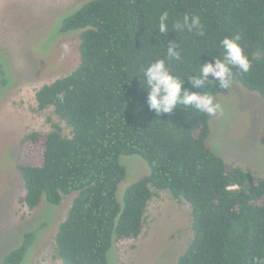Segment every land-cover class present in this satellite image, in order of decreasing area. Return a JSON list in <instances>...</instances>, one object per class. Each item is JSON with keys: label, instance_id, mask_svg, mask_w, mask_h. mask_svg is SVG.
I'll use <instances>...</instances> for the list:
<instances>
[{"label": "trees", "instance_id": "obj_1", "mask_svg": "<svg viewBox=\"0 0 264 264\" xmlns=\"http://www.w3.org/2000/svg\"><path fill=\"white\" fill-rule=\"evenodd\" d=\"M82 1L58 29L80 31L78 66L35 93L37 109L51 107L70 136L57 125L26 134L20 141L25 161L16 164L27 210L43 201L56 207L76 194L55 234L57 258L108 264L114 241L136 239L148 202L168 191L190 206L192 238L176 264H264V178L227 166L207 147L210 116L195 109L149 111L138 77L144 65L165 57L169 41L179 44L173 70L184 77L220 56L223 38L239 35L250 69L234 83L264 100V0ZM163 11L169 13L167 40L157 31ZM185 14L201 18L203 35L172 30ZM183 87H190L187 78ZM204 90L229 92L215 84ZM121 156H139L149 168L126 188L122 204L116 199L126 175ZM34 238L25 233L3 264H21Z\"/></svg>", "mask_w": 264, "mask_h": 264}, {"label": "rangeland", "instance_id": "obj_2", "mask_svg": "<svg viewBox=\"0 0 264 264\" xmlns=\"http://www.w3.org/2000/svg\"><path fill=\"white\" fill-rule=\"evenodd\" d=\"M82 3L0 0V264L27 232H34L35 238L21 264H62L54 238L76 194L56 207L43 201L29 211L20 203L25 189L16 164L26 134H44L57 125L70 136L51 107L37 109L35 93L78 66L80 31L62 34L58 29L61 19ZM215 99L223 111L210 117L207 147L227 166L264 178V100L237 83ZM120 163L126 175L116 199L122 204L126 188L148 175L149 168L139 156H121ZM190 223L188 203L174 200L168 191L158 192L148 202L140 235L115 240L108 264H176L192 238Z\"/></svg>", "mask_w": 264, "mask_h": 264}, {"label": "clouds", "instance_id": "obj_3", "mask_svg": "<svg viewBox=\"0 0 264 264\" xmlns=\"http://www.w3.org/2000/svg\"><path fill=\"white\" fill-rule=\"evenodd\" d=\"M175 32L196 31L203 35L201 18L197 15L185 14L182 19H177L171 24ZM169 13L163 11L158 17V35L164 34L167 40L169 34ZM241 37H225L220 41L223 50L220 56H212L206 63L200 62L192 74L184 77L177 75L173 70V62L181 60L179 44L173 40L165 47V57L154 59L141 69V87L146 91V103L149 111H154L156 116L172 114L176 110L195 109L198 113L207 116L222 114L221 105L216 102L215 96L204 89L215 84L220 89L229 90L236 77L247 73L250 69L249 58L244 54L239 43ZM235 69V71H234ZM211 77V78H210ZM185 78L190 85L184 88ZM202 89V91H193Z\"/></svg>", "mask_w": 264, "mask_h": 264}]
</instances>
